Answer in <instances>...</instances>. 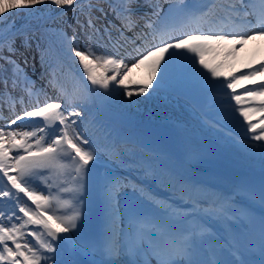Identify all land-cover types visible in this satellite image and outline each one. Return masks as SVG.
Returning <instances> with one entry per match:
<instances>
[{
  "label": "snow or ice",
  "instance_id": "6c2138e0",
  "mask_svg": "<svg viewBox=\"0 0 264 264\" xmlns=\"http://www.w3.org/2000/svg\"><path fill=\"white\" fill-rule=\"evenodd\" d=\"M57 6H71L74 0H50ZM133 0H122L126 5L122 9L125 19L129 24L132 23V9L130 5ZM264 2V0H262ZM38 3H44V0H0V19L2 14L9 8L25 7L31 9ZM227 5L226 11L229 17L235 14L238 18L243 19L250 15L248 7L250 0H225ZM163 12L162 6L157 4L153 8L154 15L158 19L161 18ZM217 12V0H210L208 7L196 16L186 10L185 0H172L169 3V11L164 14L165 19L183 14L187 19L198 21L204 17H214ZM243 15H240V14ZM251 23V21H249ZM261 27L259 29L248 31H224L223 29L213 30L198 29L199 34L181 33L178 36L168 35L167 32H160L159 42L146 48L134 60L131 67L123 58H117L110 54L96 55L94 50L85 48L81 50L75 44V39L70 42L69 48L74 52V56L79 58V65L86 75L87 81L93 86L101 89L113 91L115 86H122L124 93L129 97L135 91L137 94L149 93L158 85L152 83L158 80V70L166 69L167 64L163 61H170L175 55H186L194 63H197L205 70L206 82L213 88L224 90L226 96L230 100L235 101L232 108L233 113H238L243 117V122L247 123L246 132L253 133L252 139L255 141H264V119H258L253 123V116L256 113H264V83L258 87H247L241 84V81L250 80L252 77L264 75V61L260 62L259 68L250 67V71L246 74L236 75L232 72L223 70V63H215L206 59L209 55H214L217 49L214 45L220 42L231 44L233 47L227 52L228 56H232L236 49V45L243 46L244 42L254 39L257 35L264 36V17L259 21ZM151 27V25H149ZM153 39H157L153 34ZM145 65L149 69V79L147 83L135 89H130L125 83L129 73L133 68ZM103 71H100V69ZM111 72V75H107ZM119 77V79H118ZM5 87L7 85L5 84ZM244 88L242 94H237V88ZM227 90H231L229 93ZM2 95V94H0ZM259 100L258 103L256 101ZM248 104V107L243 105ZM79 112H68L67 115L61 111L59 103H45L43 106H37L31 111H25L23 116L17 115L11 124H16L17 120L27 118H40L39 123L43 126L37 127L33 131H9L5 132L0 129V180L7 178V184L11 185L12 192L5 185L0 187V197L15 198L20 200L19 193L27 196L35 204V209L30 206L21 205L19 212L23 213V217H17L22 222L19 224L12 223V218H7V223L3 219L4 211L0 208V262L6 264H41L42 260L47 261L50 257L44 255L46 252H55L57 245L54 241L57 239L67 240L66 235L77 229V221L80 219V203L81 196L84 192V179L87 175L89 162L94 161L97 157L94 150L82 145H89V141L83 138L73 125L75 120L69 122V117L79 116ZM59 122L62 125L59 134H56L55 125ZM45 133L37 137V133ZM17 136L20 139H17ZM37 137L33 143L30 138ZM7 143V147L5 144ZM264 150V144L260 145ZM15 150L16 155L11 156L10 151ZM22 150L23 154L20 153ZM69 163H65V161ZM71 167L75 175L72 177L73 185L71 188H63L64 192L73 194V201H61L58 197L51 195L44 196L33 190L29 185L34 182L35 177L41 175V170H55L57 174H63L64 170ZM15 170L17 175H9V172ZM124 185L119 180H110L104 188L106 226L104 233L99 242H90V246L98 247L99 251L108 256L109 259L105 264H121V257L133 255L136 259L133 261L128 259L126 264H144L140 258V253L148 254L149 251L160 254V252L170 247L169 236L161 226L154 223L150 219L142 216H131L127 224V232L123 226V220L119 211V195ZM58 208H70V214L58 215ZM51 212L45 219L44 214ZM15 215V212H13ZM26 218V219H25ZM28 225H38L43 231L34 230L26 233L23 231ZM34 238L35 244L30 240L24 239L25 236ZM197 233L186 235L179 246V259L174 258L170 252L167 258L158 261V264H246L239 258L240 249L236 246H230L233 251L232 255L236 258L232 261H225L215 257L207 260H200L196 254ZM203 233L200 236L203 237ZM50 238V239H48ZM23 240V243H21ZM11 242L13 247L9 246ZM38 246V247H37ZM79 246V245H78ZM262 255H264V244L261 246ZM22 258V259H21ZM264 264V261H262Z\"/></svg>",
  "mask_w": 264,
  "mask_h": 264
},
{
  "label": "rangeland",
  "instance_id": "374dc122",
  "mask_svg": "<svg viewBox=\"0 0 264 264\" xmlns=\"http://www.w3.org/2000/svg\"><path fill=\"white\" fill-rule=\"evenodd\" d=\"M114 1L115 3L119 4V0ZM153 1L156 4L159 2V0ZM198 1L202 2L200 0ZM45 2L46 0H44V3L36 4L31 9L24 7L26 9L25 12L22 11L23 7L10 8L9 14H7L5 17H2L4 19L2 20V25L0 26V34H4L7 31H10L21 25H25L27 23H35L40 17L44 16L47 10L45 8ZM168 11L169 4L164 7L163 14L168 13ZM174 18L175 17L170 16L166 19V21H163L161 18L160 20L161 22L167 23L177 20L176 18ZM54 26L62 27L61 21L54 23ZM87 36L88 35H85V37ZM80 37L81 46L79 48L81 50L85 48L92 49L98 56L105 53H110L113 56L117 55V49L115 48V46H112L109 43L110 41L107 37L105 39H102V43L105 45V50L101 49L99 42L100 39L97 36L96 38L98 42L92 39V44L90 45H85L83 43L82 36ZM12 38L14 37H11V39ZM11 42L13 44L11 47H5L6 43L0 46V52L2 53H0V94H2L0 95V108L9 110V107L11 106H27L31 104V102H37L38 100L43 99V96H45L47 93H50L51 89H49V83L54 79L65 88L67 98L64 99L62 96H60L54 99H46L43 100L40 104L30 107L28 110H24L22 112H13L14 114L10 115L6 119L0 120V129H3L5 132H24L33 131L37 127L43 126L39 123L40 118L25 117L23 120H17L16 124H11V121L14 120L17 115L23 116V113L25 111H31V109L33 110L37 106H43L47 102L59 103L62 107L69 104L71 112L75 111L80 113L79 116H72L71 118H69V122L71 120H75L76 123L79 122L78 124H82L84 121L83 124H85L89 129L90 135L91 132L93 133V138L100 139V137H103L106 130H100V132L102 133L98 137L94 132V129L97 128L94 125V121L96 118L98 119V115L96 107L93 104L90 92L84 87L77 75H75L67 67L62 68L60 62L57 59L53 58L54 56L52 55V53L44 47L45 41L43 37L41 35H38L37 33L30 32L29 34L25 33V35H20L19 37H17V39L11 40ZM94 43H96V46H94ZM214 47L217 49L216 53L214 55L207 56L206 59L215 63H223V70L225 71V69H227L228 67L227 64L229 60L226 59V54L222 53L217 45H214ZM186 55L190 54H177L170 61L165 60L164 62H162V64H167V68L158 70L157 75L159 79L156 81L157 83L166 82L169 86V90H162L161 88L157 87L160 91V95L164 98L172 97L174 99H177L181 103L184 110L186 109L188 111L189 109V112L191 111L194 113L195 105L193 104V102L197 100H203L204 94L206 95V92L211 93L213 99H219V101L221 102L228 101L227 98L222 97V89L213 88L208 85L205 79V75H202V73H205V70L198 64V62L194 63L192 59L186 58ZM40 58L41 60H39ZM48 58H52V60ZM69 61L72 63V65H74L73 67H75L79 71L83 70L79 65L78 57H74ZM100 71H103V69L101 68ZM109 74L112 73L108 72L107 75ZM83 75L86 76L85 74ZM200 76L204 77L206 82L205 86L200 85V83L198 84ZM156 81L154 83H156ZM142 82V71L139 69H136L129 73L128 79L126 80V83L130 89H132V87L138 88L140 86H143L141 85ZM89 83L91 84L90 81ZM5 84L7 85V87H5ZM116 90L117 89L113 91L105 90L106 95L102 94L106 99V103L101 104L105 107L106 112L108 114H112L110 115L112 118H114L113 116L117 117L119 121H121L125 116L133 117L136 114L134 112H136V110H138L142 105L129 100L126 101L128 104H117L114 96L118 94V91ZM119 90L121 91L124 89L123 87H121L119 88ZM243 92L244 91H240L237 92V94H242ZM150 95L155 96V93L152 91ZM72 96L77 97V99L74 100ZM188 97H192L194 99L192 101H189L187 100ZM120 99L121 98H119V100ZM76 101H82L83 107H80ZM164 102H167L166 99ZM169 102L170 101L164 103L162 106L165 109H174L175 112L178 111L177 107L175 105H172L171 107V104ZM258 102L259 100L256 101V103ZM158 106L159 111H161L162 113V106ZM248 106L249 105H243V107ZM221 108L225 110L227 109V111H232L233 106L230 103H226L224 106L219 104L218 109ZM67 110L68 109L66 108V112ZM189 112L188 115H191L189 114ZM197 117L207 125L206 130L208 132V135L211 136V133L214 132L215 134H223L228 138L235 137L234 133H232L231 131H226L222 127L205 119L202 116L197 115ZM161 119L162 120L156 119V121L169 124L168 122H166L168 121V119L163 117ZM260 119H264V114L261 115ZM233 123L240 125V122L238 123V121ZM115 125L117 127V122H115ZM60 126L63 127L62 125H59V123L55 125L56 134H59V129L61 128ZM73 127L76 128V124L73 125ZM241 127H247V123H243ZM125 128L130 132V135H132V133H134L135 131L142 130L139 127L138 129L134 127ZM174 128H177L178 131H181L180 126L175 125ZM193 133L199 136L197 129H194ZM44 134L45 133L38 132L37 137ZM37 137L30 138L29 142L34 144V141ZM17 139L19 140L20 137L17 136ZM229 139L231 141L225 139L214 140L210 138V142H213L215 147L220 150L221 155H228L229 158L241 157L242 150L238 145L235 144V142L231 138ZM206 142L210 143L208 138H206ZM246 143L254 145L250 142ZM255 145L259 149H261L259 144ZM5 146H8L7 143L5 144ZM12 151L13 156L17 154L15 150ZM20 153L23 154L22 150H20ZM94 154L96 155V159L98 161H93L94 163L91 162L92 164L88 165L89 171L84 179L85 187L84 192L81 196V203L79 205L81 216L77 221V229L69 232V236H72V242L69 246V251L76 258L79 257L81 259H85L93 264H105L109 257L102 254L99 251L98 247L90 246V242H96L98 238L101 239L104 233L106 226L104 188L108 181L113 179L118 180L119 175L116 173V171H113L112 168L106 167V163H109V161L102 153L100 154V152L94 150ZM209 162L214 167L221 166V160L217 159L215 156L211 158ZM65 163L69 162L66 160ZM48 172H51V174H49ZM2 175L3 174L0 173V176ZM74 175L75 173L72 171L71 167L65 169L62 175L57 174L55 170H41V175L33 178L34 182L31 183L29 187H31L41 195H51L53 197H58L61 201L67 200L70 202H74L73 194L71 192L62 191L63 188L72 187L74 183L72 177ZM4 186V183H2V181L0 180V187ZM7 188L9 189V187ZM11 191L15 192L16 189H11ZM127 191L129 190L121 189V194L119 197V211L123 220L124 227L127 226L129 217L134 215L135 210L142 206L141 204L143 203L141 198H134L136 196L132 192L128 194ZM19 196L21 197L20 200H17L15 198L0 197V208H2L4 211L3 219L6 223L8 217L12 218V223L19 224L22 222L17 218L23 217V213L19 212V207L25 204L28 206V202L23 193H19ZM31 205L33 204L31 203ZM83 206H86L88 208V213H84L82 211ZM31 208L33 207L31 206ZM13 212H15V215H13ZM70 212V208H58L57 210L58 215H64L66 213L70 214ZM46 214V216L48 217V215H51V212H47ZM85 225H88V229H85ZM27 229L31 231H43V229L38 225H31L30 228L27 226L23 231L28 233ZM24 239L30 240L33 244H35L34 238L30 236L26 235ZM21 243H23V240H21ZM9 246L14 248V245H12L11 242H9ZM44 255L50 257V259H48L46 262L42 260L41 264H74L72 263V261L65 259L62 255L59 254L58 245L55 252H46L44 253ZM122 258V262H126L128 259L132 260L131 257L125 258L122 256ZM0 264H6V262H0Z\"/></svg>",
  "mask_w": 264,
  "mask_h": 264
},
{
  "label": "bare ground",
  "instance_id": "6f19581e",
  "mask_svg": "<svg viewBox=\"0 0 264 264\" xmlns=\"http://www.w3.org/2000/svg\"><path fill=\"white\" fill-rule=\"evenodd\" d=\"M218 1L219 0H217V7H219V4H220L218 3ZM5 2H7V0H5ZM20 3L22 4L23 0H20ZM250 5L251 4L249 3V7L247 9L248 12H250L249 11V9L251 8ZM221 7L224 9L222 10L223 14L221 15L224 16L225 18H231L232 20L240 19L235 14H232L229 17V14L226 11L227 5H221ZM240 15H243V14L241 13ZM196 16H199V14H197ZM246 19L248 18L244 17L243 19H240L246 22L244 26H239V28H246V26L249 23L247 22ZM208 23L210 25H213V22H211L209 17H207V21L203 23L204 26L201 25L202 27L201 29L206 30V29L211 28L213 30H216L215 26H208ZM190 29L191 28H189V30ZM186 30H187V26L183 28L179 27V29L174 33V36H178L181 33L186 32ZM146 45L147 43L143 42V43H139L135 47L131 46L130 49L132 51L131 52L127 51L126 53L134 57L135 55H137V52L142 51ZM216 45L217 47H219L222 53H225L226 54L225 56L229 58V56L227 55V52L230 51V49H232L233 46L225 42H220L219 44H216ZM235 47L238 50V53L232 59V62L229 63V65L231 66L229 67V69L238 68V67L243 66L240 64L243 63L245 59H249V61L246 62V63H249V62H254L256 60H259L260 58H263L264 56V36L257 35L254 39L246 40L242 47L240 45H236ZM56 54L61 55L60 52ZM126 61L127 60H125V62ZM130 65L131 64H129V66ZM259 66L260 64L257 63L252 67L259 68ZM234 74L240 75V73L238 72H234ZM255 78L256 76L252 77L250 80H253ZM250 80H244L243 82H247ZM256 85H259V84H256ZM53 91L56 92V94H59V93H62L63 90L60 85L56 84L53 88ZM97 92L98 93L100 92L98 87H97ZM118 94L121 96L122 102H125L127 100L129 101L132 100L133 102L146 104L148 101L153 100V98L146 97L145 94H137L135 91L133 92V95L130 97L124 93V90L119 91ZM95 96L97 95L93 93L92 97L95 98ZM177 109H178L177 113L174 111V109H171L170 111L165 110L164 113H170V114H167L170 116L169 118H171L169 120V124L168 126L166 124H163L162 128L158 126V131L155 130L156 133H158L160 136L165 137L167 141L169 142V144H171L170 143L171 140H176V141L183 140V143L187 140H190V136L186 133L185 129H189L191 125L201 124L200 122H198L197 120L189 116L179 104H177ZM2 114L3 116L5 115L4 113ZM175 120L182 123L184 125L183 128H185L184 130L181 131L183 136L179 137L178 139H175V136L172 135V128H174L175 126ZM166 126H167L166 128L167 131H163L162 129L165 128ZM122 132L125 133L124 131ZM154 147L158 154L157 156H159L162 160L161 162H158V160H156L155 163L153 164V172L156 171V173L158 174V178H157L158 181L160 183H163L166 188L175 189L183 197H190V196H194L195 194H197L199 190L198 188L194 186V182L198 181V182L204 183L203 185L211 186L215 191H218L222 197H224L223 199H225L227 193L230 191V186H229L230 183L228 181L229 177L234 176L235 174H237L239 171H242V170L251 169V168H264V151H260L256 148L248 147L252 149L250 151L247 149V146H245L244 144H241V147L243 149H246L245 151L247 152V154L245 155L242 154L240 161L234 162L235 166H230V164H227L223 172L224 173L227 172L230 176L227 177L226 182H223L220 178L217 177V175L211 174L210 170L207 169V166L205 165L203 161L195 160V159H198V157L194 156V152L192 153L189 150H187L183 154V156H179L178 151L175 148H171L172 149L171 153L166 154V152L162 150V147L160 146V144H157ZM150 152H153V151H150ZM224 157H225L224 154H222V157L219 159H223ZM175 159L178 160V163L180 164V166L176 162H174ZM197 173L199 174L195 175ZM235 196H236V199L234 200V202L231 203L232 208L239 207L238 200L242 197V192L239 191ZM232 222H234L233 219H232ZM225 224L226 226L228 225L227 222H225ZM135 259L136 258H134V260ZM141 260L144 262V264H154V260L151 255H147L146 259L141 258Z\"/></svg>",
  "mask_w": 264,
  "mask_h": 264
}]
</instances>
